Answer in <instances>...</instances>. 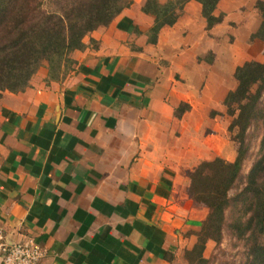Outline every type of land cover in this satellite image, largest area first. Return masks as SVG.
<instances>
[{
    "label": "crops",
    "instance_id": "0c3cea01",
    "mask_svg": "<svg viewBox=\"0 0 264 264\" xmlns=\"http://www.w3.org/2000/svg\"><path fill=\"white\" fill-rule=\"evenodd\" d=\"M256 1L220 0L213 13L221 20L207 27L190 0L150 43L154 17L142 10L145 0H133L85 36L62 80L47 81L44 66L25 90L4 92L7 240L33 238L45 250L38 264H176L187 232L207 214L188 195L189 179L178 184L180 170L203 158L210 127L225 126L211 114L223 112L237 65L264 60V42L252 37ZM239 41L248 45L240 55ZM225 139L228 160L235 149ZM198 145L203 150L192 154Z\"/></svg>",
    "mask_w": 264,
    "mask_h": 264
},
{
    "label": "trees",
    "instance_id": "16d2710c",
    "mask_svg": "<svg viewBox=\"0 0 264 264\" xmlns=\"http://www.w3.org/2000/svg\"><path fill=\"white\" fill-rule=\"evenodd\" d=\"M188 1L145 0L142 10L154 17L147 32L150 43L156 42L163 26L177 21ZM194 1L201 5L207 27L221 20L213 13L220 0ZM130 3L131 0H0V98L6 91L25 90L42 66L47 69V81L62 80L75 63L71 53L85 47V36L107 26ZM254 8L260 22L252 37L264 42V0H257ZM234 77L236 86L227 92L223 104L231 118L228 130L237 129L233 138L239 142L237 156L233 161L221 157L202 160L188 171V195L208 210L196 233L197 241L187 251L191 263L203 264L207 240H220L228 191L238 178L246 151L244 134L250 122L258 119L262 153L247 177L246 188L252 194L249 216L235 224L241 237L247 235L248 254L242 264H264V105L258 107L264 91V61L252 59L237 65Z\"/></svg>",
    "mask_w": 264,
    "mask_h": 264
},
{
    "label": "rangeland",
    "instance_id": "374dc122",
    "mask_svg": "<svg viewBox=\"0 0 264 264\" xmlns=\"http://www.w3.org/2000/svg\"><path fill=\"white\" fill-rule=\"evenodd\" d=\"M132 2L133 0H131V3ZM236 45L237 46L234 52L235 53L237 52L238 55H240L239 53L243 49H244L243 51H245V49L248 46L247 45L246 47H244L245 43H240V41L237 42ZM256 52L259 53L258 47L256 46L255 48L252 46L251 47L252 55H256ZM68 72L69 70L67 71V73ZM235 86H236V82H235ZM263 105H264V91L262 92V95L259 98L258 107L262 108ZM215 114L217 115V123L219 125L220 123H224L225 126L223 128L220 127L219 128L220 130L218 129L219 130L218 132H216L217 129L215 130V128L210 127V129L208 130V134H207L210 137V139L207 141H203L204 142L203 147L205 148L206 154L203 153L202 154L203 158L198 157L197 159L198 161H194L195 166L198 163H200L202 159L204 160L205 158H212L213 156L221 157L227 160L225 154L228 156L231 155L232 149L228 143V140L225 139V137L229 138V141L231 142V144H233L234 149H235L234 157H232V159L230 157L229 158L231 159L230 161H233L237 156V149L239 147V142L237 141V139L233 140L234 135L237 132V129H234L232 132L228 130V125L231 121V118L226 113V108L223 106V112L221 113L213 112L211 115H215ZM213 117H216V116H213ZM261 135H262L261 123L260 121H258V119H253L250 122L244 134L243 145L246 151H245L240 173L238 175V178L234 182L233 186L228 191V197H229L228 202L229 203H228V206L224 209V221L222 225V232H221L220 240L218 241L207 240L205 244V248L202 253L203 257L205 258V261L203 262V264H242L247 259V254H248V244L246 241L247 235L242 236V237L239 235V230H238L239 228H237L238 223L235 224V222L239 220L240 218H241L240 220L244 222L249 216L247 208H248V204H249L252 194L246 188L247 177H248V173L253 163L262 153L261 146H260ZM201 148L202 147L198 145L195 148H191L190 150H193L192 154L197 155L196 149L201 150ZM226 149H228V152H225ZM188 158L190 159V156ZM192 168H187V169L184 168L180 170L182 174L181 175L182 177H180L181 182L178 183L180 186H184L185 183L187 184V181H185V179L187 180L188 171ZM201 205L204 206L203 204ZM198 228L200 229V227ZM199 229L198 230L196 229V231L187 232V236L189 237L188 241L184 245V247H179L180 251L177 255V259L175 260L176 264L177 263L178 264H198L196 262L193 263V261L191 263L190 261L191 258L187 251L192 250L195 242L197 241L196 233L199 231ZM245 234H248V233H245ZM199 264H202V263H199Z\"/></svg>",
    "mask_w": 264,
    "mask_h": 264
},
{
    "label": "built area",
    "instance_id": "2783aa9c",
    "mask_svg": "<svg viewBox=\"0 0 264 264\" xmlns=\"http://www.w3.org/2000/svg\"><path fill=\"white\" fill-rule=\"evenodd\" d=\"M45 250L33 238L8 241L0 228V264H38Z\"/></svg>",
    "mask_w": 264,
    "mask_h": 264
}]
</instances>
